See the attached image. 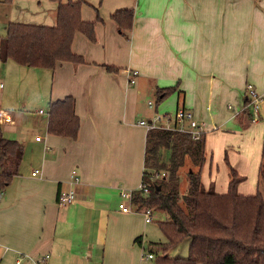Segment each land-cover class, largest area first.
Listing matches in <instances>:
<instances>
[{
  "label": "crops",
  "instance_id": "obj_1",
  "mask_svg": "<svg viewBox=\"0 0 264 264\" xmlns=\"http://www.w3.org/2000/svg\"><path fill=\"white\" fill-rule=\"evenodd\" d=\"M71 1L81 2V20L94 25L95 42L76 32L71 51L81 63L27 70L46 109L19 113L3 105L0 83V111L12 118L1 131L23 150L18 174L0 198V264H157L154 253L143 254L151 223L132 202L130 212L118 207L120 191L138 190L142 182L148 131L139 122L157 111L143 101L174 87L167 98L203 126L206 187L226 193V154L245 178L238 193L254 195L264 135V0ZM0 8V42L9 23L56 25L51 0H0ZM122 10L133 13L123 32L112 19ZM10 61L0 62L13 72L24 67ZM126 69L138 72L134 85L121 73ZM248 84L263 95L256 122L245 102ZM65 97L75 102V140L47 132L49 104ZM69 190L74 203L59 206V194Z\"/></svg>",
  "mask_w": 264,
  "mask_h": 264
},
{
  "label": "trees",
  "instance_id": "obj_2",
  "mask_svg": "<svg viewBox=\"0 0 264 264\" xmlns=\"http://www.w3.org/2000/svg\"><path fill=\"white\" fill-rule=\"evenodd\" d=\"M51 1L57 3L54 27L8 24L6 36L0 42L2 63L11 60L25 67L53 70L61 62H82L72 53L71 44L76 32L94 43V25L81 20V2ZM112 19L123 32L131 28L133 13L118 11ZM107 70L114 71L113 68ZM174 91V87L157 89L156 102H162ZM245 102L247 106L248 99ZM74 107L71 97L50 103L47 132L75 140L80 124ZM22 155V147L16 141L6 139L0 127V191H4L18 174ZM187 160L190 162L186 173L187 187L181 194L178 173ZM224 161L228 174L227 191L217 194L212 185L206 187L204 183V132L198 140L171 130L147 132L142 182L149 193L133 191L132 204L139 212L149 208L154 215L162 213L166 216L164 221L158 222L166 242L151 244L162 252L156 257L157 264H264L263 197L258 190L251 196L240 195L237 189L245 178L230 165L226 154ZM162 173L164 176L159 179L151 178ZM258 179L264 184V135ZM150 180L154 184L150 185ZM185 240H188V257H170V249ZM137 241L140 242V238ZM149 254L154 257L152 252Z\"/></svg>",
  "mask_w": 264,
  "mask_h": 264
},
{
  "label": "rangeland",
  "instance_id": "obj_3",
  "mask_svg": "<svg viewBox=\"0 0 264 264\" xmlns=\"http://www.w3.org/2000/svg\"><path fill=\"white\" fill-rule=\"evenodd\" d=\"M0 8V20H4L5 11ZM1 30V28H0ZM12 62V61H10ZM12 64V63H11ZM14 66V65H13ZM16 66V65H15ZM21 71H11L8 67L0 62V83L5 85L3 90V105H8L13 108L15 111H20L19 113H24V111H32L34 109L42 108L46 109V106L41 104L40 97L36 96V93L41 91V88L38 86H32L26 81L27 70H30L31 67H21ZM13 74L17 75L16 78L13 77ZM43 90V88H42ZM147 99V98H146ZM146 99H144V106L147 108ZM173 97H169L163 100L160 103L156 102L154 95H151L150 102L153 104V108L157 111H151L148 115L150 120L153 116H158L161 118V121H165L168 118L174 119V116L177 111L176 103ZM157 104V105H156ZM7 106V107H8ZM5 108V106H3ZM167 116V117H166ZM190 167V162L187 160L185 166L182 167L178 173L179 177V191L183 194L187 187V178L186 173ZM150 185L154 184L153 180L149 181ZM254 185V182L252 183ZM255 189L258 190L264 200V184L259 181L255 182ZM166 216L162 213H156L154 220L151 224L147 225V232L143 236V254L147 255L148 252L154 253L156 256H161V250L156 247V245L151 246V244L165 243L166 240L158 228V222L164 221ZM169 256L172 258L186 259L188 257V240L183 241L174 248L170 249L168 252ZM146 264H155V260L152 263Z\"/></svg>",
  "mask_w": 264,
  "mask_h": 264
},
{
  "label": "built area",
  "instance_id": "obj_4",
  "mask_svg": "<svg viewBox=\"0 0 264 264\" xmlns=\"http://www.w3.org/2000/svg\"><path fill=\"white\" fill-rule=\"evenodd\" d=\"M121 73L124 75L129 76V84L134 85L136 83V77L138 76V72L135 70H121ZM246 95L245 98L248 99L249 101V106L252 108L251 112V121L256 122L259 118V106L262 101L263 95H260L259 93L256 92L254 87L250 84L246 85ZM149 108H153L152 102L147 103ZM230 108V106H229ZM40 114L43 113L42 110L39 111ZM167 117V116H166ZM12 123V118L11 116L4 112L0 111V124L5 125V124H11ZM139 125L145 127L147 131L153 130V129H163V130H171V131H176L179 133H184V134H189L192 140H198L203 133V126L199 125L197 120L194 117V114L185 108H178L176 111V114L174 116V119L168 118L163 122L161 121V118L158 116H154V118L149 121H140ZM36 140H39V138H36ZM39 171L35 170L32 172V176L38 175ZM76 171H72L71 178L74 181H77V175ZM164 174H155L151 176L152 179H159L160 177H163ZM139 191H142L143 194H148L149 189L148 187L144 184V182H141L138 188ZM3 191H0V198L2 196ZM132 193L133 191L131 190H126L123 189L120 191V197H121V202L119 203V209L126 213L132 211L130 208V203L132 202ZM76 194L73 190H69L66 192H61L59 194V197L57 199V203L59 206H68L74 203L75 201ZM141 214L144 217V222L145 224L152 223L154 220V213L151 209L146 208L141 211ZM27 258L32 261L36 262L33 260L34 258L30 255L27 256ZM147 259H152L153 255L152 254H147L146 255ZM45 258H43L44 260ZM21 259L16 260V264H20Z\"/></svg>",
  "mask_w": 264,
  "mask_h": 264
}]
</instances>
